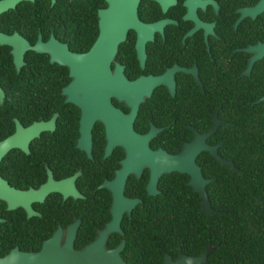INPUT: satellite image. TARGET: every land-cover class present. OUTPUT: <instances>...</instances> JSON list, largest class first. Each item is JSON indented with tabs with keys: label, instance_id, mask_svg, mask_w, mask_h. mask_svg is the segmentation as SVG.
<instances>
[{
	"label": "flooded vegetation",
	"instance_id": "flooded-vegetation-1",
	"mask_svg": "<svg viewBox=\"0 0 264 264\" xmlns=\"http://www.w3.org/2000/svg\"><path fill=\"white\" fill-rule=\"evenodd\" d=\"M3 3L1 39L32 44L52 34L79 52L95 40L97 10L107 5ZM135 16L138 25L126 26L107 63L131 84L107 92L89 124L62 91L66 64L27 46L16 65L13 44L0 41V264H33L25 252L53 235L59 244L73 235L81 248L101 234L104 248L124 238L119 254L136 264L125 249L128 231L164 216V204L182 199L183 182L193 189L185 171L157 172L168 155L194 141L211 204L248 146L264 139V0H137ZM119 195L134 201L115 204Z\"/></svg>",
	"mask_w": 264,
	"mask_h": 264
},
{
	"label": "trees",
	"instance_id": "trees-1",
	"mask_svg": "<svg viewBox=\"0 0 264 264\" xmlns=\"http://www.w3.org/2000/svg\"><path fill=\"white\" fill-rule=\"evenodd\" d=\"M237 164L229 182L215 188L216 210L199 211L197 192L183 182L182 199L164 204V216L138 221L126 234L131 262L163 264V251L199 253L212 244L206 262L197 264H264V139L249 145L245 162Z\"/></svg>",
	"mask_w": 264,
	"mask_h": 264
},
{
	"label": "water",
	"instance_id": "water-1",
	"mask_svg": "<svg viewBox=\"0 0 264 264\" xmlns=\"http://www.w3.org/2000/svg\"><path fill=\"white\" fill-rule=\"evenodd\" d=\"M107 5L98 8V22L100 30L90 48L85 52L69 50L64 42H59L52 37V34L45 40L36 39L30 44L26 39H1L13 44L14 62L16 65L22 61L23 50L30 46L35 50L47 51L49 60L64 63L68 67L70 79L62 87L66 93V98L70 99L82 107V115L88 116V124L92 116L96 114L98 102L107 105V92H117L126 89L129 83L120 73L109 72L107 69L108 59L115 49L118 39L124 36L127 25H138L135 16V6L137 0H106ZM4 0L0 1V8L4 5ZM131 137L134 133L127 128ZM15 134H12L14 138ZM11 136V137H12ZM10 137V138H11ZM8 139H3L1 145L9 144ZM143 145V143H142ZM194 141L187 142L178 154L168 155L167 160H163L157 168V172L162 169H178L189 174L187 183L192 185L194 190L200 192L201 202L199 211L216 210L211 206L204 190L205 179L202 178L199 167L194 162ZM196 147V146H195ZM158 149L152 152L157 153ZM115 204L128 201L130 204L134 200L118 196ZM124 204V203H123ZM125 205V204H124ZM120 216V210L114 214L112 221L116 224ZM72 236L66 237L62 244L58 243V237L53 235L43 243L41 249L36 252H25V257L31 259L33 264H128L119 254L124 238L113 248H104V234L96 236L93 240L81 248H74L71 240ZM212 244H208L199 253L179 252L172 256L171 253L163 251V264H197L206 262V254Z\"/></svg>",
	"mask_w": 264,
	"mask_h": 264
}]
</instances>
